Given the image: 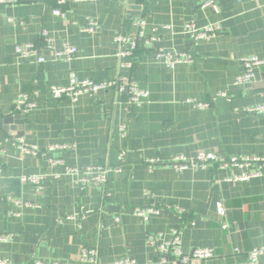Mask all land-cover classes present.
<instances>
[{"label":"crops","instance_id":"0c3cea01","mask_svg":"<svg viewBox=\"0 0 264 264\" xmlns=\"http://www.w3.org/2000/svg\"><path fill=\"white\" fill-rule=\"evenodd\" d=\"M2 1L0 237L6 239L0 240V260L112 264L129 258L136 264H162L158 246L175 230L185 256L194 249H214L208 264H238L264 244V167L210 164L179 172L172 165L177 157L190 160L201 153L264 156V112H247L264 106V64L251 84H234L243 58L264 61V0H212L213 7L203 6L208 0ZM90 21L97 23L92 33L83 30ZM192 21L221 29L214 38L193 43L184 29ZM42 31L55 48L76 47V58H55L43 48ZM118 35L137 39L131 57L119 56ZM23 44L42 47L45 63L18 58L16 48ZM158 49L190 53L194 61L169 68L155 58ZM72 75L132 80L148 90L149 98L129 106L126 90L111 88L75 102L52 99L49 88L68 86ZM22 93L37 102L27 114L15 109ZM188 100L209 106L198 108ZM6 119L12 120L1 123ZM20 138L40 154L21 152L15 145ZM65 144L71 148L49 151ZM51 158L65 166H51ZM152 159L158 163L150 165ZM101 165L120 172H112L104 185L87 188L75 184L78 176L65 174L66 166ZM247 171L260 176L233 180ZM22 176L46 178L38 189L21 182ZM220 205L225 219L218 214ZM148 206L160 213L144 218L133 212ZM148 236H156V243L150 244ZM84 249L97 250L96 263L81 259ZM260 261L264 264V256Z\"/></svg>","mask_w":264,"mask_h":264},{"label":"built area","instance_id":"2783aa9c","mask_svg":"<svg viewBox=\"0 0 264 264\" xmlns=\"http://www.w3.org/2000/svg\"><path fill=\"white\" fill-rule=\"evenodd\" d=\"M25 1V0H23ZM60 3L66 0H59ZM261 1V0H255ZM3 1L0 0V3ZM204 7H213L214 2L208 0L204 3ZM55 14L61 15L62 13L57 10ZM137 26L140 28L144 27V21H137ZM97 28V23L90 21L84 26L83 30L86 32H94ZM185 33L188 35L193 43H197L202 40H210L216 36V34L221 29L218 25H209L205 27H199L194 21L187 23L184 27ZM142 35V32H140ZM43 48L53 52L55 58L64 61H71L78 55V49L67 43L63 44L60 48H55L53 38L46 31H42L41 35ZM156 38L153 37L149 42L155 41ZM116 41L120 45L121 57H131L138 48L137 39L131 41V39L124 35H118ZM41 48L34 44H23L16 48V56L24 60H34L38 64L45 63V58L41 55ZM155 58L166 64L169 68H175L179 64L192 63L194 61L193 56L190 53L185 52H172L165 49H158L155 52ZM243 66V72L237 76L234 84L237 86L251 84L255 78V70L264 64V61L256 56L246 57L241 60ZM131 67L132 64H129ZM111 88H118L122 91L126 90L127 93V104L129 106L142 105L149 98L148 90L142 88L137 82L129 80L124 82L121 79L117 80H78L76 76L72 75L68 86H51L49 88L50 97L54 100H60L62 98H68L72 101H77L78 98L83 94L95 95L96 93ZM221 96L226 97V94H221ZM188 103L194 104L198 108H206L209 106L207 103L197 102L195 100H188ZM37 106L36 100L31 94L22 93L16 101L15 109L21 114H27L30 110ZM247 112H264V106H258L256 108H249ZM123 134H125V126L121 128ZM15 145L21 152L26 154H31L38 156L40 151L37 148L28 146L24 143L23 139H18L15 141ZM70 145H54L51 146L49 151H65L70 149ZM126 156V151L121 152V159ZM51 166H65L62 159L51 158L49 160ZM150 165L158 163V160L152 159L148 162ZM210 164H217L222 168L239 166L243 168H249L253 165L264 167V156L256 157H232V158H221L213 154H199L196 158L186 159L184 157H177L172 161V165L177 171H184L191 167L206 168ZM65 174L67 176H78V180L75 182L78 186L82 188H87L91 184L104 185L112 172H120V168H113L109 165L101 166H89L85 168L79 167H65ZM1 174V169H0ZM260 176L257 171L244 172L241 175L235 176L234 181H246L251 178ZM46 176H22L20 181L23 183L29 182L35 185L38 189L42 188V184ZM134 214L139 217L147 218L150 214H159L160 210L148 206L145 208H135ZM218 214L222 219L226 218V209L223 206H219ZM223 228H227L224 224ZM5 236H1L0 240H5ZM157 241L156 236H148V242L150 244H155ZM238 253L240 250L235 249ZM158 254L162 264H208V262L214 258L215 251L210 248L194 249L189 256H185L181 249V233L178 230L173 231L172 238L168 242L163 243L158 246ZM264 256V244L261 246H256L250 249L247 253L245 260L239 262L238 264H263L260 259ZM81 259L84 261L97 262L98 252L95 249H84L81 254ZM0 264H8V261L0 260ZM53 264H64V263H53ZM112 264H136L132 259L125 258L122 260H117Z\"/></svg>","mask_w":264,"mask_h":264},{"label":"water","instance_id":"95a60500","mask_svg":"<svg viewBox=\"0 0 264 264\" xmlns=\"http://www.w3.org/2000/svg\"><path fill=\"white\" fill-rule=\"evenodd\" d=\"M132 3V2H131ZM19 118L18 117H15V118H13V121H17ZM11 120L12 119H6V120H3L1 123H3V122H5V123H3V124H6V123H8V122H11Z\"/></svg>","mask_w":264,"mask_h":264}]
</instances>
